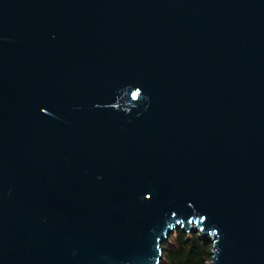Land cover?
Here are the masks:
<instances>
[{"label":"water","instance_id":"obj_1","mask_svg":"<svg viewBox=\"0 0 264 264\" xmlns=\"http://www.w3.org/2000/svg\"><path fill=\"white\" fill-rule=\"evenodd\" d=\"M179 229L264 264V0H0V264Z\"/></svg>","mask_w":264,"mask_h":264},{"label":"trees","instance_id":"obj_2","mask_svg":"<svg viewBox=\"0 0 264 264\" xmlns=\"http://www.w3.org/2000/svg\"><path fill=\"white\" fill-rule=\"evenodd\" d=\"M172 239L171 245L168 241ZM168 241L162 244L163 258L161 264H205L208 248L212 243L201 239L198 234L189 235L179 229L177 237L169 236Z\"/></svg>","mask_w":264,"mask_h":264},{"label":"snow or ice","instance_id":"obj_3","mask_svg":"<svg viewBox=\"0 0 264 264\" xmlns=\"http://www.w3.org/2000/svg\"><path fill=\"white\" fill-rule=\"evenodd\" d=\"M137 94H138V95H142L141 90H139V92H138ZM41 112L47 114V110L44 109V108L41 109ZM145 199L148 200V201H151V199H153V197H152V196H146ZM172 215L175 216L176 213L173 212ZM204 221H205V222L207 221V217H204Z\"/></svg>","mask_w":264,"mask_h":264},{"label":"clouds","instance_id":"obj_4","mask_svg":"<svg viewBox=\"0 0 264 264\" xmlns=\"http://www.w3.org/2000/svg\"><path fill=\"white\" fill-rule=\"evenodd\" d=\"M214 246L213 247H209L208 248V253H212V252H214ZM205 264H212V256L211 255H208V257L206 258V260H205Z\"/></svg>","mask_w":264,"mask_h":264},{"label":"rangeland","instance_id":"obj_5","mask_svg":"<svg viewBox=\"0 0 264 264\" xmlns=\"http://www.w3.org/2000/svg\"><path fill=\"white\" fill-rule=\"evenodd\" d=\"M177 231H178V230H175V231L171 234L173 238H176V237H177ZM191 234H193V233H190L189 235H191ZM168 242H169L168 244L171 245L172 239H171L170 241H168Z\"/></svg>","mask_w":264,"mask_h":264}]
</instances>
